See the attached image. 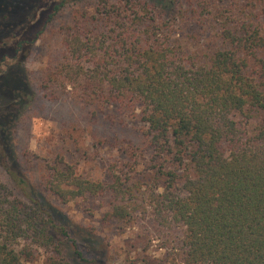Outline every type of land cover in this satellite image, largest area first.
Listing matches in <instances>:
<instances>
[{
	"label": "trees",
	"instance_id": "trees-1",
	"mask_svg": "<svg viewBox=\"0 0 264 264\" xmlns=\"http://www.w3.org/2000/svg\"><path fill=\"white\" fill-rule=\"evenodd\" d=\"M36 1L0 0V165L12 183L0 178V264H105L84 256L42 190L61 203L108 197L107 221L180 224L181 264H264V0L207 53L177 35L211 19L216 0H49L35 25L22 17ZM79 4L90 9L73 14ZM57 34L45 70L26 68L33 44ZM68 85L84 104L71 100L63 124L89 127L98 145L122 142L125 160L109 182L45 160L42 190H30L22 159L40 157L18 151L16 127L37 93L49 105Z\"/></svg>",
	"mask_w": 264,
	"mask_h": 264
},
{
	"label": "rangeland",
	"instance_id": "rangeland-1",
	"mask_svg": "<svg viewBox=\"0 0 264 264\" xmlns=\"http://www.w3.org/2000/svg\"><path fill=\"white\" fill-rule=\"evenodd\" d=\"M48 1L40 0L31 4L23 11L22 18L26 17L24 20H28L30 16L29 19L38 25ZM84 7L90 9L87 5L79 4L71 8L72 13L76 14ZM257 9L258 4L254 0L223 2L216 0L211 19L205 21L194 19L186 22L182 25L177 39L186 50L190 51L198 49V46H201L206 53L208 52L206 50L224 48L225 43L219 35L221 27L233 24L244 14H255ZM60 39V34L50 38L40 37L33 44L25 60V67L42 73L47 67L49 53L59 46ZM0 45L3 43L0 42ZM51 71H53L52 67ZM60 92V97L51 100L49 105H43L40 100L41 93H37L27 106L26 110L29 112L16 127L14 143L18 151L28 150L40 157L38 166L28 165V162L22 159L19 171L29 180L30 190L32 187L41 189L38 182L47 174L45 160H63L73 166L75 173L81 178L103 182L111 180L109 166L125 160V153L121 152V148L120 151L118 150L122 142L106 140L98 145L91 138L89 127L77 128L63 124L61 112L70 107L69 102L73 100L75 108H80L84 103L76 98L75 92L69 85L66 89L61 87ZM45 106L59 110L60 114L56 111L51 115ZM116 114L118 116L119 113ZM128 123L132 127H138L135 120ZM142 168L143 165H139L138 169ZM0 178L12 188L9 175L2 165H0ZM147 191L139 197L141 200L148 195ZM42 194H45V198L69 226L72 237L77 239L85 257L90 259L98 255L105 264H181L183 233L180 224L159 223L154 217L147 218L148 215L145 217L138 215L130 222L107 221L104 214L110 206L108 197L84 196L61 203L43 190ZM142 206L149 208L140 203L139 208ZM43 260L44 256L40 255L36 264H42Z\"/></svg>",
	"mask_w": 264,
	"mask_h": 264
}]
</instances>
